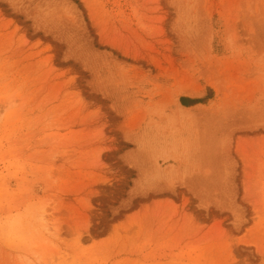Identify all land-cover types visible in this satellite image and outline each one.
<instances>
[{"label":"rangeland","instance_id":"1","mask_svg":"<svg viewBox=\"0 0 264 264\" xmlns=\"http://www.w3.org/2000/svg\"><path fill=\"white\" fill-rule=\"evenodd\" d=\"M0 264H264V0H0Z\"/></svg>","mask_w":264,"mask_h":264},{"label":"bare ground","instance_id":"2","mask_svg":"<svg viewBox=\"0 0 264 264\" xmlns=\"http://www.w3.org/2000/svg\"><path fill=\"white\" fill-rule=\"evenodd\" d=\"M184 94L192 95L193 93H190V92H188V91H185Z\"/></svg>","mask_w":264,"mask_h":264}]
</instances>
